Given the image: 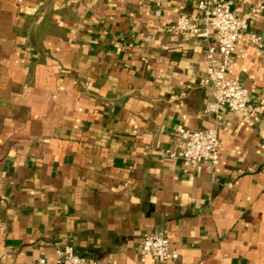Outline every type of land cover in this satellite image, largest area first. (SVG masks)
<instances>
[{"label":"crops","instance_id":"obj_1","mask_svg":"<svg viewBox=\"0 0 264 264\" xmlns=\"http://www.w3.org/2000/svg\"><path fill=\"white\" fill-rule=\"evenodd\" d=\"M195 2L0 0V264L67 246L100 264H264V107L220 113L214 169L167 155L180 129L218 127L212 42L167 32ZM249 30L264 39V11ZM233 62L264 101V49ZM159 231L178 260L138 252Z\"/></svg>","mask_w":264,"mask_h":264},{"label":"built area","instance_id":"obj_2","mask_svg":"<svg viewBox=\"0 0 264 264\" xmlns=\"http://www.w3.org/2000/svg\"><path fill=\"white\" fill-rule=\"evenodd\" d=\"M251 0H242L244 4ZM237 0H196L191 16L181 15L167 28L171 35L184 41L206 39L212 42L205 56L203 84L211 87L212 101L206 107V113L217 117V126L197 131L182 128L179 134V151H168L170 159L180 160L184 167L204 165L214 169L220 163L221 140L218 128L221 125L220 113L228 110L246 118H254L258 108L264 107L252 97L244 83L231 76L235 64L233 55L241 45L264 49L261 35L249 30L264 11V0L258 2L246 12L239 14L234 10ZM159 15V12H157ZM143 256L156 258L165 263L179 259V252L170 242L166 231L155 232L145 238L138 247ZM36 264H100L77 254L67 246L57 252L54 260L40 258Z\"/></svg>","mask_w":264,"mask_h":264}]
</instances>
